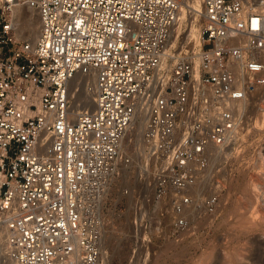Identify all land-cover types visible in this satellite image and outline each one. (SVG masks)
<instances>
[{
	"label": "built area",
	"instance_id": "obj_1",
	"mask_svg": "<svg viewBox=\"0 0 264 264\" xmlns=\"http://www.w3.org/2000/svg\"><path fill=\"white\" fill-rule=\"evenodd\" d=\"M182 3L0 0V226L16 264H105L118 219L151 243L153 227L175 236L216 212L213 156L240 143L253 99L264 107V11L201 0L196 40L169 48ZM18 4L38 12L35 41L18 36ZM78 72L95 106L73 114Z\"/></svg>",
	"mask_w": 264,
	"mask_h": 264
},
{
	"label": "rangeland",
	"instance_id": "obj_2",
	"mask_svg": "<svg viewBox=\"0 0 264 264\" xmlns=\"http://www.w3.org/2000/svg\"><path fill=\"white\" fill-rule=\"evenodd\" d=\"M252 1L260 5V0ZM189 3L194 4L190 0ZM198 14L196 12L191 17L187 7L184 20L177 30L180 34L194 22L196 31L191 42L196 40L199 33L201 17ZM25 34L18 35L31 39ZM81 79L78 77L74 84L82 86L84 80ZM259 100L253 99L250 116L240 131V143L227 149L228 154L219 156L215 162L221 164L212 166V177H220L223 187L216 212L202 218L197 226H191L175 236L170 234L167 227L162 232L153 227L151 243H143L134 236L127 220L118 219V226H109L107 230L105 264H248L251 257L259 264L255 256L259 244L264 243V173L258 169L260 153L264 154V127L262 131L255 130L262 109L257 105ZM72 102L71 96V105ZM139 122L140 118L133 127L137 136L142 131ZM254 184L257 185L256 189ZM214 185L212 181V191ZM210 187L211 183H206L201 191L209 192ZM146 250H151V253L147 255ZM8 256L6 239L0 240V264H8L5 263Z\"/></svg>",
	"mask_w": 264,
	"mask_h": 264
},
{
	"label": "bare ground",
	"instance_id": "obj_3",
	"mask_svg": "<svg viewBox=\"0 0 264 264\" xmlns=\"http://www.w3.org/2000/svg\"><path fill=\"white\" fill-rule=\"evenodd\" d=\"M190 1H193L194 4L192 5L191 3H189V0H183L182 7L180 10V18L178 20L177 25L174 27L173 32H172V36L169 40V44H168L169 48H172L173 46H176V47L178 46V49H179L182 46L190 43L195 36L196 27L193 24L194 22L189 24L188 29L182 28L183 30L181 31V33L180 34L177 33V30L179 28L180 23L183 22V20H184V17H185L184 15H185V11H186L187 7L190 9L191 17H193L194 14H196V12H199V9L202 7L201 0H190ZM254 4H256V3H254ZM258 4H260L259 7L264 11V0H260V2H258ZM15 15H16V23L18 25V29H17V31L19 32L18 34L26 33L24 36H30L31 40L35 41L37 36H38L39 27H40V19H39L38 12L36 10H34L33 8L28 7L25 4H18L17 7L15 8ZM179 45H180V47H179ZM78 77H82V79L84 80L83 81L84 84L80 87H78L79 86L78 83L74 84V81H77ZM89 79L90 78L88 76L83 75L80 72H78L75 75V77H73V79L71 80L70 96L73 97V102L71 105V111L73 114H78V112H80L82 110L93 109L95 106L93 95L89 91H87L85 88V84ZM240 106H242L241 103H240ZM261 107H262V109H261V113H260V121L256 125L257 127L255 126L256 131H262L261 129H263V127H264V107L263 106H261ZM147 113H148V110L144 106L143 99H141L139 102L138 109H137V112L135 114L134 120H133L132 127H131V134L133 136H135V142L137 144H138L141 133L137 136V131H135L133 127H134V124L137 122V120L140 118L141 122H139V124H140L141 129H143V125H144V121L146 119ZM240 138H241V136H240ZM232 147L233 146H231V148ZM220 152L221 151L215 152V154L213 156V163L217 159H219ZM224 153L228 154V151L226 150ZM258 164H259L258 169H261L264 171V154L263 153H260ZM263 171H262V173H264ZM256 188H257V185L254 184V189H256ZM107 230H108V228H107ZM7 233H8L7 227L6 226H0V240L6 239V245L9 246ZM107 233H108V231H107ZM107 233H106V238H107ZM106 243L107 242L105 239L103 246H102V257H103V259H105L104 256L106 254L105 253ZM256 255H257V257L255 256V259H257L259 261V264H264V243L261 242L259 244L258 254H256ZM138 257H140V259H142L141 255H138ZM251 258L248 261H249V263L254 264L256 261L254 260L255 261L254 262ZM246 259L247 258H245V260ZM104 261H106V260H104ZM5 263L16 264L15 260L10 256V254L7 257V261Z\"/></svg>",
	"mask_w": 264,
	"mask_h": 264
}]
</instances>
